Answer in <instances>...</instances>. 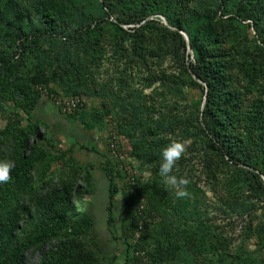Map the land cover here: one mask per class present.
Returning a JSON list of instances; mask_svg holds the SVG:
<instances>
[{
	"label": "rangeland",
	"instance_id": "1",
	"mask_svg": "<svg viewBox=\"0 0 264 264\" xmlns=\"http://www.w3.org/2000/svg\"><path fill=\"white\" fill-rule=\"evenodd\" d=\"M35 3L36 0H0V75L4 64H18L14 78L26 85L31 95H37L30 113L26 114L20 107L25 104L21 94L14 89H0V130L37 126L39 139L30 137L28 144L32 151H40L31 175L33 186L45 181L52 189L58 187L72 174L68 161L81 167L91 166L88 184L83 182L84 175L75 179L76 207L90 217L91 237L107 264H153L156 241L150 236L174 207L185 212L196 211L198 216V195L202 208L209 212L208 224L222 237L215 247L226 248L229 255L241 249L249 258L247 264H264V197L256 200L252 194H245L238 201L228 194L223 163L220 162L214 176V171L208 169L210 162L216 169L217 162L212 157L209 134L205 136L200 131V127L205 128L202 117L198 115V121L187 124L189 116L197 112V105L205 104V97L199 86L195 87L180 70L185 52L179 51L169 38L156 33L146 32L142 39L135 36L133 29L139 26L119 25V13L107 17L106 11L99 7L103 0H78L76 10L66 23L59 22L55 32L45 26ZM239 7L240 0H226L225 6L223 0H188L171 15L175 20L189 21L191 13L198 11L213 18L218 29L227 24L235 29L229 30L243 40L240 56L245 68L233 71V86L241 91L247 112L258 101L264 108V35L259 36L252 21L239 23L236 17ZM103 18L106 23L100 25ZM231 18L236 22L230 21ZM147 21H154L160 29L174 31L162 15ZM91 22L92 31L103 37L98 45L85 43L82 52L71 36L76 25ZM11 30L22 32L29 39L18 41ZM245 35L250 43L245 41ZM90 39L93 41V37ZM234 48L227 45L237 55ZM68 49L76 55V66L79 68L81 63L84 73L89 75L87 84L72 78L67 82L69 86L63 84L56 59L58 53ZM184 55L187 66L195 61L192 49L188 48ZM72 97L82 101L73 112H65L57 105L58 99ZM130 98L148 104L154 115L147 112L142 115L146 125L129 137L120 105ZM161 117L166 122L173 120L175 127L155 136L150 127ZM172 141L188 142L187 151L173 174L190 181L189 198L177 199L159 175L161 151ZM43 153L46 156H41ZM112 183L117 191L113 218L109 221ZM252 202L256 206L254 214L236 212V206ZM126 207L130 209V218L124 215ZM127 240L135 251L125 249ZM40 259V252H29L24 264H39ZM164 264H213V260L192 254L181 244L174 260Z\"/></svg>",
	"mask_w": 264,
	"mask_h": 264
},
{
	"label": "trees",
	"instance_id": "2",
	"mask_svg": "<svg viewBox=\"0 0 264 264\" xmlns=\"http://www.w3.org/2000/svg\"><path fill=\"white\" fill-rule=\"evenodd\" d=\"M7 1L10 0H1ZM187 1L103 0L99 7L101 11H106L107 17L119 13V25L139 26L133 31L140 39L143 38L142 34L150 32L169 38L175 42L179 51L186 53L189 46L191 47L195 61L187 66L184 53L180 70L195 87L199 86L204 92L205 104L197 105V112L189 116L187 124L190 126L192 121H198V115L202 117L205 128L200 127V131L202 135L209 134L212 157L217 162L216 169L214 165L211 167V162L208 169L214 171V174L211 172L214 176L223 163L227 171L228 194L238 201L245 194H252V198L260 200L264 197V108L258 101L246 112L242 93L233 86V71L245 68L240 56L243 40L238 39L236 33L232 32L235 29H230L229 24L218 29L213 18L198 11L191 13L189 21L175 20L172 16L175 13L172 12L177 11ZM75 2L78 0H36L35 9L45 26L55 32L59 22L66 23L76 10ZM223 2L225 6L226 0ZM155 15L164 16L174 31L160 29L154 21H147ZM236 17L239 23L252 21L259 36L264 35V0H240ZM231 20L236 22L234 18ZM104 23L105 18L99 22L100 25ZM143 23L145 24L142 25ZM92 24L93 22L78 24L72 33L71 40L82 52L85 51V43L98 45L103 37V34L97 37L96 32L92 31ZM237 26L241 25L237 23ZM11 31L18 41L29 39L22 32ZM181 32L188 35L189 45ZM244 39L250 43L246 35ZM227 45L235 47L237 55H233ZM75 56L71 49L57 55L56 61L62 72L61 79L66 87L69 86L67 82L70 78L80 84L88 82L89 75L84 73L81 63L79 68L76 66ZM18 67L19 65L13 62L3 65L0 89H14L21 94L25 104L20 107L29 114L37 95H31L30 89L14 78V70ZM198 82L201 85H198ZM147 106L148 104H140L139 99L135 98L123 101L120 105L121 113L125 117V133L129 137L146 125L142 115L146 112L154 115V109L149 110ZM159 119L160 121L150 127L153 135L164 134L168 129L175 127L173 120L166 122L165 118ZM33 136L39 139L37 126H30L26 130H0V161H10L14 164L12 180L8 184L0 185V264H24V257L29 252H40L39 264H107L98 244L91 237L90 217L87 213L79 212L76 207L75 179L84 175L83 182L88 184L91 166L81 167L68 161L72 174L62 180L58 187L52 189L45 181L40 186H33L31 175L36 168L37 158H40V151H32L28 146L29 139ZM116 191L117 188L112 183L108 207L109 221L113 218ZM87 192L86 190L84 193ZM24 197L28 200L24 201ZM202 205L198 195V216L196 211L185 212L181 207H174L164 215L159 228L150 236L156 241L152 255L153 264L174 260L181 244L187 246L192 254L211 257L213 264H217V261H223L225 264L230 261L231 264H247L249 258H246L241 249H236L234 255H229L225 253L226 248L215 247V243L221 241L222 237L208 224L209 212L203 209ZM235 210L237 213L252 215L256 212V206L253 202L243 203L236 206ZM124 215L126 218L132 216L129 208L126 207ZM196 221L198 226L194 228ZM46 247L51 248L44 251ZM125 249L129 252L135 251L129 240L125 243ZM222 251L223 254L220 253Z\"/></svg>",
	"mask_w": 264,
	"mask_h": 264
},
{
	"label": "clouds",
	"instance_id": "3",
	"mask_svg": "<svg viewBox=\"0 0 264 264\" xmlns=\"http://www.w3.org/2000/svg\"><path fill=\"white\" fill-rule=\"evenodd\" d=\"M187 141H172L161 151L159 175L169 190L174 191L177 199L190 197L187 188L190 181L184 177H177L174 173L178 162L187 151ZM14 164L10 161H0V185L8 184L12 180Z\"/></svg>",
	"mask_w": 264,
	"mask_h": 264
},
{
	"label": "built area",
	"instance_id": "4",
	"mask_svg": "<svg viewBox=\"0 0 264 264\" xmlns=\"http://www.w3.org/2000/svg\"><path fill=\"white\" fill-rule=\"evenodd\" d=\"M57 105L63 108L65 112L71 113L82 105V101L80 99H70V100L58 99Z\"/></svg>",
	"mask_w": 264,
	"mask_h": 264
},
{
	"label": "water",
	"instance_id": "5",
	"mask_svg": "<svg viewBox=\"0 0 264 264\" xmlns=\"http://www.w3.org/2000/svg\"><path fill=\"white\" fill-rule=\"evenodd\" d=\"M181 35L186 39V41H187V43H188V45H189V43H190V39H189V37H188L185 33H183V32H181ZM189 49H191L190 46H189ZM262 179H263V181H264V177H262Z\"/></svg>",
	"mask_w": 264,
	"mask_h": 264
}]
</instances>
